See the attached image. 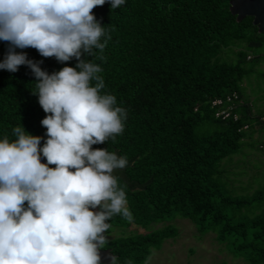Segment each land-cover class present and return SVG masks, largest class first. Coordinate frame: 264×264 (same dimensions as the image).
<instances>
[{
    "label": "trees",
    "instance_id": "trees-1",
    "mask_svg": "<svg viewBox=\"0 0 264 264\" xmlns=\"http://www.w3.org/2000/svg\"><path fill=\"white\" fill-rule=\"evenodd\" d=\"M230 1L125 0L118 9L105 3L91 10L109 39L102 60L85 58L100 64L102 91L127 109L115 142L92 145L129 161L114 174L125 186L133 218L114 216L106 236L112 227L145 229L182 218L200 235L212 233L245 264H264V188L244 195L236 186L240 175L225 164L232 163L255 125L264 123L242 90L253 72L249 65L262 56L264 32H258L251 17L236 21ZM255 49L256 55L251 54ZM5 50L6 42L0 41V59ZM16 51L42 61L41 69L49 73L76 63H57L32 48ZM33 82L25 66L15 73L0 70V136L12 139L11 129L19 123L29 134L43 135L39 121L45 113L30 92ZM218 100L221 104L213 105ZM221 110L228 115L216 116ZM176 235V228L167 225L109 239L103 250L118 264H144Z\"/></svg>",
    "mask_w": 264,
    "mask_h": 264
},
{
    "label": "clouds",
    "instance_id": "clouds-1",
    "mask_svg": "<svg viewBox=\"0 0 264 264\" xmlns=\"http://www.w3.org/2000/svg\"><path fill=\"white\" fill-rule=\"evenodd\" d=\"M105 3L118 9L125 0H0V70H30L45 113L42 136L20 123L12 139L0 136V264H101L109 221L133 218L114 174L128 158L92 148L115 142L127 120L116 96L102 91L100 64L85 58L103 59L109 36L91 10ZM26 48L76 63L49 73L16 51ZM104 259L118 264L111 253Z\"/></svg>",
    "mask_w": 264,
    "mask_h": 264
},
{
    "label": "rangeland",
    "instance_id": "rangeland-1",
    "mask_svg": "<svg viewBox=\"0 0 264 264\" xmlns=\"http://www.w3.org/2000/svg\"><path fill=\"white\" fill-rule=\"evenodd\" d=\"M259 50L262 56L258 62L248 64L253 67V72L243 80L242 90L253 112L264 117V47ZM256 53V49L251 51L253 55ZM259 145L263 148H259ZM231 158L232 163L225 164L232 165L231 172L240 175L236 186L245 190L244 195L264 188V123L261 127L259 122L255 125L251 138L245 139L239 152ZM167 225L176 228V237L164 241L159 250H153L144 264H245L216 242L212 233L200 235L189 220L182 218L168 223H152L145 229L134 224L128 228L112 227L107 237L109 240L130 233L144 234Z\"/></svg>",
    "mask_w": 264,
    "mask_h": 264
},
{
    "label": "water",
    "instance_id": "water-1",
    "mask_svg": "<svg viewBox=\"0 0 264 264\" xmlns=\"http://www.w3.org/2000/svg\"><path fill=\"white\" fill-rule=\"evenodd\" d=\"M229 11L231 15L235 16L238 22L246 17H251L252 24L257 27L258 32H264V0H231L229 3ZM109 253L108 250H101V264H107L104 257Z\"/></svg>",
    "mask_w": 264,
    "mask_h": 264
},
{
    "label": "built area",
    "instance_id": "built-area-1",
    "mask_svg": "<svg viewBox=\"0 0 264 264\" xmlns=\"http://www.w3.org/2000/svg\"><path fill=\"white\" fill-rule=\"evenodd\" d=\"M236 97L233 95L232 97H227L226 98V101L228 102V103H232L233 102V99H235ZM221 104V101L220 100H218V101H215V102H213V105H220ZM230 107H228V109H229ZM218 115H223V116H227L228 115V112L226 111V110H221L220 112H218L217 114H216V116H218Z\"/></svg>",
    "mask_w": 264,
    "mask_h": 264
},
{
    "label": "flooded vegetation",
    "instance_id": "flooded-vegetation-1",
    "mask_svg": "<svg viewBox=\"0 0 264 264\" xmlns=\"http://www.w3.org/2000/svg\"><path fill=\"white\" fill-rule=\"evenodd\" d=\"M103 250V249H102ZM105 251V250H104ZM107 251V250H106Z\"/></svg>",
    "mask_w": 264,
    "mask_h": 264
}]
</instances>
